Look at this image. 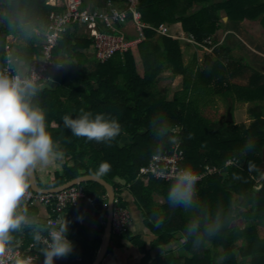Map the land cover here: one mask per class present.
<instances>
[{"label": "trees", "instance_id": "trees-1", "mask_svg": "<svg viewBox=\"0 0 264 264\" xmlns=\"http://www.w3.org/2000/svg\"><path fill=\"white\" fill-rule=\"evenodd\" d=\"M111 1L122 8L127 0ZM0 8L4 12L0 22L1 72L8 58L13 66L18 67L22 62L30 64L34 55L42 54L44 49L43 43L38 41L36 44L35 40L29 46L9 45L8 36L34 28L46 30L51 12H62L64 5H53L48 0H0ZM138 9L143 21L150 26L180 21L187 34L201 43H207L209 38L222 31L223 15H227L231 22L261 17L264 27V0H139ZM146 34L137 52L117 53L105 62L98 61L95 56L94 61L88 57L85 48L93 39L80 33L78 23L68 27L58 39L53 53L67 61L53 75L60 81L56 89L45 87L38 90L43 94L32 97V103L44 109L46 124L50 125L48 121L52 120L63 123L62 117L67 112L56 110L57 105L65 108L72 102L83 105V108L86 104L87 112L93 117L103 113L107 118L117 119L122 129L114 140L96 142L76 137L68 128L47 126L50 133L54 130L62 137L68 133L69 142L65 145L74 146L71 152L76 163L66 166L60 182L80 175L81 170L96 174L99 165L106 161L110 164V171L100 176L115 187L117 183L130 184L148 225L157 235L150 247L145 240L135 238L144 253L141 264H264V236L259 228L264 224V170L259 169L264 159V105L254 109L256 119L249 126L241 127L210 119L200 109L195 96L202 84L211 79L217 93H235L240 101L259 103L264 101L263 76L256 74L249 85L235 84L231 79L236 75L238 62L229 58L225 46L217 47L215 58L209 59L205 68H198L196 63H184L179 39L157 34L153 28H148ZM167 67L174 74H183L184 78V92H177L171 98L161 93L158 87L160 74ZM37 86L39 89L40 83ZM58 89L63 94L57 92ZM189 90L193 94H189ZM77 111L72 118L82 114ZM124 136H130V139L121 143ZM172 137L176 142H171ZM249 137L254 141V147L244 150ZM177 142L184 150L182 165L191 166L193 170L200 171L207 163L224 165L228 159H239L238 164L229 166L223 175L209 174L199 180L193 204L187 209L182 206L173 208L167 202L172 180L158 179L150 174L139 175L140 167L148 163L152 155L171 150ZM65 145L60 143L61 150L69 154ZM88 145L94 154L87 159L84 149ZM117 177L124 182L115 181ZM257 184L261 186L257 188ZM80 185L86 195L95 198L102 210L106 187L96 180H86ZM155 193L164 197V203L155 200ZM120 202L126 206L121 198ZM104 209L100 215L103 221L107 213ZM192 224L196 226L190 232ZM122 234L112 233L111 246L120 243ZM175 240H182L178 252L168 249L152 255L156 246L169 245ZM31 242L36 244L31 247V251L38 253L36 263L43 264V251L38 250L46 247L40 239L35 237L21 248L30 249ZM218 253L223 255L222 263L216 259ZM94 259L95 253L86 258L85 254L77 257V251H72L66 262L57 264H92Z\"/></svg>", "mask_w": 264, "mask_h": 264}, {"label": "crops", "instance_id": "crops-1", "mask_svg": "<svg viewBox=\"0 0 264 264\" xmlns=\"http://www.w3.org/2000/svg\"><path fill=\"white\" fill-rule=\"evenodd\" d=\"M48 2L53 5L63 6L64 0H48ZM86 3H91L92 5H94V7L92 8L85 7L84 5ZM83 6L89 10L99 9L102 11L109 10L111 6L119 7L118 4H115L112 1L110 3V0L107 2H102L101 0L100 1L99 0H90V1L83 0ZM2 13L4 15V12ZM3 15H2V20H3ZM222 21L224 25H226L225 23L229 22L230 20L227 15H223ZM163 23H166V22H163ZM166 24L169 27L170 31L173 33V35H170V36L180 40L181 48L184 53V63L185 64L189 65V64L196 63V66L198 68H205L210 62L209 59L213 60L215 58V51L217 47H220L221 45H223L229 50V54H230L229 58L238 62L235 76L237 75L245 76L247 74L246 71H241L240 69L241 65L245 66L244 62L242 63L240 59L238 60L233 57V50L236 51V48H234L235 44H233V38H231L230 41H227L226 39L229 36L228 34L231 33V30H233L232 25H227V28L226 26L223 25L222 31L219 34H216L213 37L209 38L207 43H201V42L196 41L195 38L191 36L190 34H187V32L184 30L182 23L180 21L172 23V24H169V23H166ZM78 25H79L80 33L92 39V37L88 34L86 27L80 24ZM122 28L123 30H126L128 32V35L130 34L129 35L130 37H132V34H134V22L131 19H129L128 22L122 26ZM45 32L46 30L44 29L41 30L39 28H34L33 30L27 31L26 33H23V34H11L8 36L9 45L12 43V44H17V45L29 46L30 42L33 40L36 41V44L38 43V41H41V43H43L44 38H45ZM157 34H160V33H158L157 31ZM91 44L88 48H85L86 52H87V49L91 48ZM138 47L131 49V50L134 52H137ZM7 49H9L8 51L10 53V46H8ZM200 51H204L206 56H208L209 53L212 54L211 56L207 57L208 60L207 62H205L204 66L201 65L203 61V56L201 55ZM125 52H121V53H125ZM38 55L40 54H35L34 57H37ZM57 57H58V60L62 62L63 66L67 64V61L64 57H59V56ZM94 59L93 60L91 59V60L94 61ZM28 66L29 64H25L22 62L18 67L17 66L16 67L13 66V67L15 68L16 71L25 73L27 71ZM163 72H167L171 79L173 77H176V78L181 77V80H182L181 85H176V87L170 94L165 92V94H167L169 98L175 96L177 92H181V91L184 92L185 88L183 84V79H184L183 74H174L172 70L169 69L168 67ZM54 73L55 72L51 73L47 80L40 83L38 90H43V88L45 87H50L51 89H53L57 86L58 80L60 81V78H58V76H55L54 78L53 77ZM161 74H160V78H161ZM256 74H260V71L253 74L251 78L255 76ZM251 78H250V83H251ZM210 80H208L207 82H204L202 84V87H200L198 89V92L195 94L196 98L198 99L197 101L200 106V109L202 111L204 107L210 105L213 97H215L216 95L228 96L225 94L217 93L216 89L214 88V81L212 80L210 81ZM233 83L240 84V85H249V84L240 83L238 80L233 81ZM39 92L40 91H38L37 94H43ZM57 92H60L61 94H63L62 90L58 89ZM188 93L193 94L191 90H189ZM229 95L233 96L234 98L238 100L237 94L233 93ZM243 102H250V101H243ZM85 105H84L85 108H83V105H80L79 103L71 102V103L66 104L65 108H61V105L59 104L57 105L56 110L63 111V112L66 111L67 112L66 115L71 116L78 109L79 111L77 112H80L83 114V112H87ZM259 105H264V101H259ZM236 118H237L236 116H233V122ZM48 123H50V125L46 124V126H49L52 129H63V130L65 129L63 123L59 124V122H55L54 120L48 121ZM235 125L237 124L235 123ZM51 134L53 136L54 141L58 142L60 150H61L60 143L62 145H65L69 142L68 133L64 134V136L62 137L57 133L55 134L53 130V133ZM129 139H130V136H124L121 140V143H125ZM103 144H104L103 146L106 145V143H103ZM73 147L74 146L72 145L68 147V150H70V153L69 154L64 153L63 161H58L56 164L51 165L46 168H37V170L35 171V174H36L37 184L41 188H45V189L54 188L80 175L93 174L90 172H86L85 170H81L80 175L75 176L68 181L60 182L61 177L65 175L66 166H73L76 163L75 156L71 152ZM84 153L87 154L85 158L88 159L89 155L91 156L94 154V151L88 145L87 147H85ZM115 181L124 182V180L119 177H117ZM109 183L113 185V187L115 188V192L117 190L120 195L121 200L125 202L127 208L129 209L131 220H130L129 229L127 230L128 232L126 233V235H123L122 233H119V234L114 233L117 235H121V234L123 235L120 238L119 244L115 245L114 243L113 246H111V243H112L111 240L113 239L110 238V242L108 244L106 252L100 258V261L98 262V264H141L140 262L144 256V253L141 252L139 245L137 244V242H135V238L140 237L142 240H145L147 246L150 247L151 243L155 241L157 235L153 232V229L151 228V226L148 225L147 220L144 216V213L141 209V206L139 205L135 194L132 193L131 188L129 187L130 184L123 183V185H120L117 183V186L115 187V185L112 182H109ZM115 196L117 197V194ZM104 197H105V200L109 202L108 192L106 193ZM154 198L160 204L164 203L165 201L164 197L157 193L154 194ZM103 209H104L103 206H102V210L100 209L99 204L97 202L93 203L89 199H81L77 205L65 207L62 213L59 215V213L53 210L51 205H46L43 203L31 204V203H27L23 201L19 211L21 213L26 214L27 223L24 226H22L20 230L14 231L11 234L12 235L11 244L17 247H21V245H26L30 241L35 240V237L37 238V236H38V239H40L41 241L42 236H49L50 231L53 228H56L59 226L60 220H65L69 222L68 239L73 242V251H77V257H81L82 254H85L86 258H88L92 253H95V259L93 260L94 262L96 258L98 257V255L100 254V251H102V245L105 239V227H106L107 218L106 219L104 218L105 220L103 221V219L100 216ZM107 217H108V209H107ZM50 219L55 220V223H49L48 221ZM259 226L260 227L263 226V229H264V224L259 225ZM260 232L262 236H264V230L262 231L260 230ZM33 235H35V237ZM181 241L182 240H175L169 245L156 246L155 249L152 251V255L155 256L158 253H164L165 252L164 250H168V249L176 250L175 252H178L177 250L180 248ZM31 244H34L36 246L34 242H31L29 246H31ZM41 244L44 247H47V245H45L42 241H41ZM27 251H31V250L27 249ZM38 251H43V248H39ZM69 257H70V254L64 258L56 259L54 261V264H57L59 262H66L69 259Z\"/></svg>", "mask_w": 264, "mask_h": 264}, {"label": "clouds", "instance_id": "clouds-1", "mask_svg": "<svg viewBox=\"0 0 264 264\" xmlns=\"http://www.w3.org/2000/svg\"><path fill=\"white\" fill-rule=\"evenodd\" d=\"M38 92L34 79L15 75H0V257L8 252L12 233L27 223V216L19 211L31 186V178L37 168H46L63 161L64 152L46 126L44 109L32 103ZM65 128L76 137H85L96 142H110L121 134V124L103 113L93 117L83 112L75 119L62 117ZM192 134L189 133V138ZM171 142H176L175 137ZM254 147L249 137L244 150ZM110 171V164L102 162L96 175ZM199 176L191 166H185L174 174L167 191V202L173 208L185 209L193 204L197 193ZM68 221L60 220L53 228L50 242L43 249V264H54L73 251V242L68 239ZM189 227L191 232L195 227ZM38 239V237H37ZM15 264H32L31 257L16 258Z\"/></svg>", "mask_w": 264, "mask_h": 264}, {"label": "built area", "instance_id": "built-area-1", "mask_svg": "<svg viewBox=\"0 0 264 264\" xmlns=\"http://www.w3.org/2000/svg\"><path fill=\"white\" fill-rule=\"evenodd\" d=\"M139 0H127L125 7L111 6L109 10L102 11L99 9L89 10L83 6V0H64V10L62 12L52 11L50 14V22L46 29L44 38V49L42 54L34 57L29 64L27 71L21 73L16 71L11 63V58H8L7 63L0 72V75L13 77L21 75L34 79L37 84L47 80L51 73L60 70L63 67L62 62L54 55L53 48L62 33L74 23H78L86 27L88 34L92 37L93 49L95 57L105 62L117 53L129 51L138 47L139 43L146 39V30L153 28L160 34L173 35L166 23H160L157 27L150 26L143 21L141 12L138 9ZM131 19L134 22V34L132 37L128 35L122 26ZM184 159V150L180 143L177 142L171 150L164 153L152 155L149 162L140 167L139 175L150 174L158 179L172 180L178 169L185 167L182 165ZM239 159H228L224 165H212L207 163L202 170L197 171L199 180L209 174H221L227 172V168L233 164H238ZM264 175V174H263ZM262 175V177H263ZM260 185H256L259 188ZM81 199H89L91 202H96L95 198L87 196L84 188L80 183L62 188L57 191H36L29 188L28 194L24 201L27 203H43L51 205L53 210L62 213L67 206H75ZM103 207L108 209L109 202L106 200ZM107 218V213L104 214ZM130 212L127 206L120 202V198L115 196L112 215V232L124 233L129 229ZM49 223H55V220L50 219ZM41 241L48 245L50 242L49 236H42ZM35 247L31 244L29 247ZM31 257L32 264H37L38 253L35 251L23 250L21 247L14 246L10 243L8 252L4 257H0V264H15L16 258Z\"/></svg>", "mask_w": 264, "mask_h": 264}, {"label": "rangeland", "instance_id": "rangeland-1", "mask_svg": "<svg viewBox=\"0 0 264 264\" xmlns=\"http://www.w3.org/2000/svg\"><path fill=\"white\" fill-rule=\"evenodd\" d=\"M84 6L90 8L94 7V5L91 3H86ZM2 12L3 10L0 8V22H2ZM232 23L229 21L225 23L226 25H224L226 28L227 25L233 26V30H231V33L228 34L229 36L226 39L227 41H230L231 38H233V44H235L234 48H236V51L233 50V57L238 60L240 59L242 63L244 62L245 66L241 65L240 69L241 71H246L247 74L245 76L237 75L231 80H238L240 83L250 84L251 76L258 71H260V75L264 78V27L261 22V17H258L257 19L246 18L243 20H237L236 22L233 21ZM87 53L91 59H94L95 55L93 49H87ZM200 53L203 56L201 65L204 66L205 62L208 60L207 57L211 56L212 54L209 53V55L206 56L204 51H200ZM181 83V77H173L171 79L167 72H163L158 82V87L161 93L167 92L170 94L176 85H181ZM258 105L259 103L238 101L236 98L230 95H216L213 97L210 105L204 107L203 111L205 114L210 116V119H214L215 121H231V123H236L241 127H247L256 119L254 109ZM233 116L237 117L234 122ZM176 129L180 130L181 128L176 127ZM259 228L261 231L264 230L263 226H259ZM216 259L218 262L222 263V253H218L216 255Z\"/></svg>", "mask_w": 264, "mask_h": 264}, {"label": "water", "instance_id": "water-1", "mask_svg": "<svg viewBox=\"0 0 264 264\" xmlns=\"http://www.w3.org/2000/svg\"><path fill=\"white\" fill-rule=\"evenodd\" d=\"M259 169L260 170H264V159L261 162V164L259 165ZM96 180L100 183H102L108 192V196H109V207H108V217H107V221H106V227H105V239L102 245V251H100V254L98 255V257L96 258V260L92 263V264H98V262L100 261V258L104 255V253L106 252V249L108 247V244L110 242V238L112 235V215H113V205H114V199H115V188L113 187V185L111 183H109L106 179H104L103 177L96 175V174H84V175H80L62 185H59L57 187L54 188H49V189H45V188H41L38 184H37V179H36V174L34 172L32 178H31V187L32 189L36 190V191H42V192H46V191H57L60 190L62 188L74 185L76 183H81L83 181L86 180Z\"/></svg>", "mask_w": 264, "mask_h": 264}]
</instances>
